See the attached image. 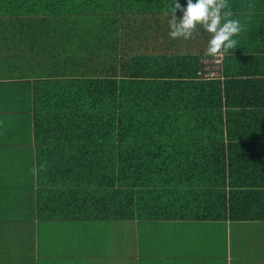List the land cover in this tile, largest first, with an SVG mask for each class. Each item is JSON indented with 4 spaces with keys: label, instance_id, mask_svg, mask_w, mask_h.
I'll list each match as a JSON object with an SVG mask.
<instances>
[{
    "label": "crops",
    "instance_id": "obj_1",
    "mask_svg": "<svg viewBox=\"0 0 264 264\" xmlns=\"http://www.w3.org/2000/svg\"><path fill=\"white\" fill-rule=\"evenodd\" d=\"M170 3L0 0V264H264V126H154L117 145L124 159L94 140L87 87L104 78L103 40L141 78L206 57L202 29L169 37ZM230 4L247 25L237 38L264 33V0ZM124 49L162 64L125 62Z\"/></svg>",
    "mask_w": 264,
    "mask_h": 264
},
{
    "label": "trees",
    "instance_id": "obj_2",
    "mask_svg": "<svg viewBox=\"0 0 264 264\" xmlns=\"http://www.w3.org/2000/svg\"><path fill=\"white\" fill-rule=\"evenodd\" d=\"M204 36H207L204 40L207 46L209 34L204 32ZM249 36L235 37L239 41L237 49L226 55L219 66L209 57H204L202 62L188 58L179 62L180 70L173 73L147 70L143 74L146 78L139 77L142 73L133 75L127 70H118L117 56L111 53L116 43H110L108 52L104 48L109 40H103L104 56L95 51L92 62L95 73L104 75V78L91 80L87 87L94 95V101L88 104V123L99 132L93 136L94 140L106 144L111 154L120 153L124 159L128 154L124 156V149L117 145L148 141L145 139L152 136L144 131L154 126H264V66L254 65L257 61L264 63V33ZM129 52L124 49L125 62H137L141 56L145 62H150L158 57L141 53L138 57H128ZM156 60L162 64L160 58ZM204 60H209V67L216 75L199 73L206 71L203 69ZM242 64H245L243 68ZM167 67L170 66L165 64ZM159 75L171 78H151ZM245 98L249 101H244ZM104 169L112 174L119 168ZM120 169L124 171L126 168L122 166ZM122 171L119 176L126 174ZM101 215L111 216L109 210L94 213L95 217Z\"/></svg>",
    "mask_w": 264,
    "mask_h": 264
},
{
    "label": "clouds",
    "instance_id": "obj_3",
    "mask_svg": "<svg viewBox=\"0 0 264 264\" xmlns=\"http://www.w3.org/2000/svg\"><path fill=\"white\" fill-rule=\"evenodd\" d=\"M245 7L250 14L255 5L248 3ZM177 11L182 15L177 17ZM164 15L168 17L171 39L195 40L200 29L208 33L204 55L216 62L233 54L232 50L237 49L239 43L235 37L247 31V25L234 18L230 0H186V6L181 5L179 0H171ZM41 170H46V163L33 167L30 172L36 176Z\"/></svg>",
    "mask_w": 264,
    "mask_h": 264
},
{
    "label": "built area",
    "instance_id": "obj_4",
    "mask_svg": "<svg viewBox=\"0 0 264 264\" xmlns=\"http://www.w3.org/2000/svg\"><path fill=\"white\" fill-rule=\"evenodd\" d=\"M209 60H204V68L203 69H205L206 71L204 72V70L203 71H200L199 73L200 74H202V75H204V76H211V75H216L217 73L211 68V67H209V62H208ZM212 61L214 62V64L216 65V66H219V63L220 62H216V61H214L213 59H212ZM211 69V71L210 72H208V69Z\"/></svg>",
    "mask_w": 264,
    "mask_h": 264
}]
</instances>
